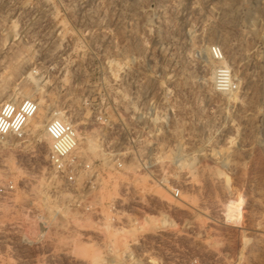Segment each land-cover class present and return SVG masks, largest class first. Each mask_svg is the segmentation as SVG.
Returning <instances> with one entry per match:
<instances>
[{
  "label": "rangeland",
  "instance_id": "1",
  "mask_svg": "<svg viewBox=\"0 0 264 264\" xmlns=\"http://www.w3.org/2000/svg\"><path fill=\"white\" fill-rule=\"evenodd\" d=\"M22 98L0 264H264V0H0V104ZM51 111L77 130L72 182Z\"/></svg>",
  "mask_w": 264,
  "mask_h": 264
},
{
  "label": "built area",
  "instance_id": "2",
  "mask_svg": "<svg viewBox=\"0 0 264 264\" xmlns=\"http://www.w3.org/2000/svg\"><path fill=\"white\" fill-rule=\"evenodd\" d=\"M211 56L219 64L213 71V86L219 92H230L236 87L232 71L225 62L223 51L217 46L211 47ZM38 111V104L31 98H22L18 101H3L0 104V139L13 135L20 138L24 135L25 126ZM45 133L49 139L47 161L51 169L67 181L74 180L77 168L76 161L70 155L78 144L77 130L72 124L56 118H49L45 125ZM9 189L12 185H7ZM5 189V188H4ZM1 190V189H0ZM178 194L177 191L174 192ZM134 264H153L150 260L136 261ZM198 264V263H194Z\"/></svg>",
  "mask_w": 264,
  "mask_h": 264
},
{
  "label": "bare ground",
  "instance_id": "3",
  "mask_svg": "<svg viewBox=\"0 0 264 264\" xmlns=\"http://www.w3.org/2000/svg\"><path fill=\"white\" fill-rule=\"evenodd\" d=\"M45 117L46 118H44L43 123L46 121V119L48 120L51 117H56V118L62 119L64 121L70 123V120L62 113V111H51V113H48ZM42 125H44V124H42Z\"/></svg>",
  "mask_w": 264,
  "mask_h": 264
}]
</instances>
